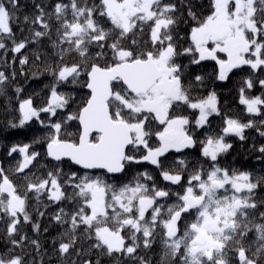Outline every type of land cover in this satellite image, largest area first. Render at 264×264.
Returning a JSON list of instances; mask_svg holds the SVG:
<instances>
[{"label": "snow or ice", "instance_id": "6c2138e0", "mask_svg": "<svg viewBox=\"0 0 264 264\" xmlns=\"http://www.w3.org/2000/svg\"><path fill=\"white\" fill-rule=\"evenodd\" d=\"M34 7L35 14L21 21L19 0H0V51L15 58L29 43L45 38L54 50L51 56L46 51L35 54V63H44L43 72L54 81L47 86L44 105L36 107L31 96L20 99L18 123H9L22 128L35 120L46 134L12 144L5 159H15V164L6 168L0 162V264H36L35 255L28 254L32 255L29 262L23 250L31 246L39 254V241H29L21 228L32 224L33 231H39L29 207L33 199L37 205L44 203V197L48 204L68 201L73 206L72 211L60 208L53 216L65 226L53 250L65 260L75 253L72 264L81 260L92 264L84 256L93 249L108 258L151 264L137 253L150 249L158 233L163 245L161 264H264V211H259L264 200L257 202L254 196L258 183L252 182L249 172L218 166L220 155L232 147L227 138L234 135L244 140L245 129L253 127L264 136V119L244 123L224 114L220 132L209 133L199 142L208 168L201 164L189 172L183 151L197 140L190 130V117L174 111L183 105L198 113L196 128L207 125L213 114L221 115L215 90L206 96L193 95L203 85V75L189 74L185 82L187 66L178 58L188 56L193 65L214 61L219 81L247 66L248 75L238 89L239 104L248 114L264 116V96L247 94L257 83L264 89V78L259 77V71H264V0H209L206 15L198 14L191 0L182 4L194 21L190 45L182 52L174 35L179 9L172 2L56 0L50 10L43 4ZM14 22L27 26L30 41L17 42ZM53 24L58 25L55 39ZM145 28L149 31L142 39ZM28 62L27 57L19 59L20 65ZM15 75L0 70V88ZM62 85L86 89L73 111L68 109L75 96L60 91ZM69 122H77V131L66 130ZM41 147L43 152L36 150ZM172 151L180 158L166 165V154ZM258 151L264 154V145ZM42 157L55 163L51 168L38 167ZM65 161L77 170L65 173L57 166ZM145 162L182 192L160 187L148 170L123 184L106 179L109 174L124 173L126 166ZM35 211L45 214L38 207ZM186 216L192 217L191 222L181 230ZM80 228L83 233L78 235ZM250 234H254L252 240Z\"/></svg>", "mask_w": 264, "mask_h": 264}, {"label": "trees", "instance_id": "16d2710c", "mask_svg": "<svg viewBox=\"0 0 264 264\" xmlns=\"http://www.w3.org/2000/svg\"><path fill=\"white\" fill-rule=\"evenodd\" d=\"M56 0H19L20 10L17 15L20 17V20H23L25 15L32 16L35 14L36 10L35 4H43L47 10H50V6L53 5ZM165 3H175L179 11H177L176 16L178 18V24L175 28V38L177 44V50L179 52L183 51V48H186L190 45L189 32L190 28L193 25L194 21L191 20L187 15V8L182 7V4H187L189 0H164ZM209 0H191V3L194 5L195 10L199 13L207 14L204 9L208 5ZM13 32L17 42L20 40L28 39L31 40L27 26L17 23L12 24ZM58 25H52V39H55V29ZM148 28H145V35L142 39H146ZM139 36V34H138ZM51 40L42 39L39 43H29L25 49L21 50V53L14 55L10 52L0 51V70H7L9 76L11 77L12 73L15 72V79H10L7 84L0 88V162H3L4 166L8 168L11 164H15V159H5L7 149L15 143H26L30 142L35 137H43L46 134V130L41 128L40 124L33 120L25 127H9L10 122L18 123L19 113H18V101L20 99H25L32 97L36 107H42L47 99L48 87L54 81L52 76L49 73H44L43 68L45 67L44 63L37 65L35 63V54L38 51H46L49 56L52 55L53 49L50 47ZM12 44L9 42L8 47L11 48ZM28 58V63L26 65H20V58ZM5 60L7 61L5 63ZM178 62L186 65L185 74H186V83L189 74L194 75H203L205 77L203 85L200 87L199 92L193 93L194 96H206L208 92L215 90L218 95L219 107L221 110V115L213 114L209 118V123L203 128H196L194 121L196 118V113H193L192 110L185 109L183 105L178 106L174 111L182 112L184 115H188L192 124L190 125V130L195 136L197 143L194 147L185 149L183 151V156L186 161L189 162V172L192 170V166L204 165L205 169L208 168V163L205 158L201 155V145L200 141L205 138L209 133L216 134L220 132L223 124V116L227 114L233 118L240 119L241 122L247 123L249 119L259 121L264 119V116H256L255 114H248L245 111V106L239 104V92L238 89L241 86L242 79L248 75L249 69L247 66L244 67V70L239 69L233 70L229 74V79L226 81H219L215 77V70L217 68L214 61H202L199 65L190 64V57L180 56ZM51 64V60L48 61ZM38 68L40 71H38ZM36 73V75H33ZM259 77L264 78V71H259ZM19 88L22 91L20 93L16 92V89ZM60 91L64 92H73L75 99L72 102L71 108L68 111H73L76 108V105L80 102L81 98L84 97L87 92L86 89H83L79 86L73 88L70 85H62ZM250 96H264V89H261L257 83L256 87L247 92ZM66 115V113H65ZM42 119H46V114H41ZM71 127H68L66 130L68 132L77 131V122H69ZM153 129L157 127V124L152 125ZM264 131V128L261 129ZM245 139L240 140L239 137L230 135L227 138L232 147L227 153L220 155L218 158V166L221 168L229 169L230 171L235 170L249 172L251 174V180L254 183H258V188L254 190V196L257 202L264 200V154H261L258 149L261 145H264V136L259 135L256 127L245 129L244 132ZM155 143V141H153ZM36 150L42 151L43 148H38ZM167 160L165 164L167 165L172 160L180 158V154L175 153L174 151L171 154H166ZM55 162H49L45 157H42L39 166L45 164L51 168L52 164ZM62 167L65 173L70 171H76L75 167H72L69 162L65 161L62 165H57ZM148 170L155 177V181L159 184L160 187L167 186L168 189L173 192H182L180 186L171 185L168 182H164L159 175V171L152 165L147 162L141 165H130L126 166V171L118 176H107L106 179L109 183L113 184H123L131 180L138 172ZM39 174V173H37ZM98 174L103 175V172ZM16 179V177H13ZM185 183L187 181V174H185ZM175 197L168 199L167 203L171 204L174 202ZM47 204V207H45ZM39 208L40 211H43L45 214L39 216L38 212L35 211L36 208ZM63 208L66 212H70L73 209V206L65 201L63 203H53L48 204L47 198L44 197V203L37 205L33 199L30 203L29 211L32 213L33 222L39 223V231H33L32 224L24 225L21 228V233L26 234L29 237V241L35 239L39 241L40 252L39 254L34 253V249L31 246H26L23 250V254L27 256L28 261L32 260L33 253L35 255L36 264H72L73 260L76 259L75 253L68 259H62L58 254L53 250V245L55 244L58 247V241L61 239V234L65 231V226L57 224L53 220V216ZM259 211H264V206L259 208ZM257 212V215L259 214ZM192 217L186 216L183 221L180 223V228L183 230L186 223L191 222ZM2 228V225H0ZM47 229V231H45ZM83 233V228H80L78 235ZM254 238V234H250L249 240ZM81 243L85 244L87 248V242L81 237ZM80 245L78 244L77 247ZM20 251L19 249L17 250ZM137 255L144 257L147 260L151 261V264H161V257L163 255V245L160 242V234H157L156 241L153 243L150 249L141 248ZM84 259H90L92 264H97L99 260L100 264H132L127 258L119 260L117 258H108L107 256H101L100 252L97 250H87L85 252ZM80 264H83V261H80Z\"/></svg>", "mask_w": 264, "mask_h": 264}, {"label": "water", "instance_id": "95a60500", "mask_svg": "<svg viewBox=\"0 0 264 264\" xmlns=\"http://www.w3.org/2000/svg\"><path fill=\"white\" fill-rule=\"evenodd\" d=\"M98 171H103V170H98ZM117 174H119V173H117ZM109 175H116V174H109Z\"/></svg>", "mask_w": 264, "mask_h": 264}, {"label": "rangeland", "instance_id": "374dc122", "mask_svg": "<svg viewBox=\"0 0 264 264\" xmlns=\"http://www.w3.org/2000/svg\"><path fill=\"white\" fill-rule=\"evenodd\" d=\"M221 56V58H224V54L223 55H220ZM198 114V113H197Z\"/></svg>", "mask_w": 264, "mask_h": 264}, {"label": "bare ground", "instance_id": "6f19581e", "mask_svg": "<svg viewBox=\"0 0 264 264\" xmlns=\"http://www.w3.org/2000/svg\"><path fill=\"white\" fill-rule=\"evenodd\" d=\"M120 174H122V173L116 174L115 176H118V175H120Z\"/></svg>", "mask_w": 264, "mask_h": 264}]
</instances>
